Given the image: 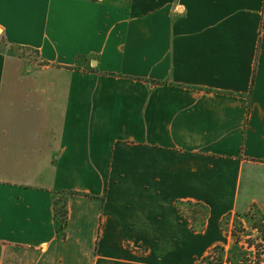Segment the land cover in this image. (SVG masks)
Instances as JSON below:
<instances>
[{"label": "crops", "instance_id": "0c3cea01", "mask_svg": "<svg viewBox=\"0 0 264 264\" xmlns=\"http://www.w3.org/2000/svg\"><path fill=\"white\" fill-rule=\"evenodd\" d=\"M253 209L264 0H0V264H199Z\"/></svg>", "mask_w": 264, "mask_h": 264}, {"label": "rangeland", "instance_id": "374dc122", "mask_svg": "<svg viewBox=\"0 0 264 264\" xmlns=\"http://www.w3.org/2000/svg\"><path fill=\"white\" fill-rule=\"evenodd\" d=\"M64 194L59 195L58 199H63ZM57 199V200H58ZM196 210L195 207L189 206L190 210ZM201 214V212H200ZM251 216L253 217H245V215L240 217H227L224 223L225 230L232 237L230 243L226 246L227 249L219 250L213 253L216 257H218L221 253L224 254V263L230 264L227 262L226 258L230 255H234V257L238 256L240 253L245 254L249 261L244 264H253L252 261L258 260L257 254L263 260L262 264H264V240L261 238V230L264 231V221L263 217L259 213L258 210L253 209L251 211ZM247 221L248 225L244 224V219ZM254 223L257 224L258 228H254ZM252 244V245H251ZM203 256L199 257L198 261L202 259ZM236 264V263H234ZM241 264V263H239Z\"/></svg>", "mask_w": 264, "mask_h": 264}, {"label": "trees", "instance_id": "16d2710c", "mask_svg": "<svg viewBox=\"0 0 264 264\" xmlns=\"http://www.w3.org/2000/svg\"><path fill=\"white\" fill-rule=\"evenodd\" d=\"M55 217H56V229L57 233L60 237H65L66 229L68 226V210H67V202L65 196L63 199H58L55 201ZM207 217V212L203 214V221ZM245 217L249 218L251 216V212L245 214ZM253 218V217H252ZM226 219V218H225ZM224 219V223L226 220ZM195 228H202L204 225V222L200 226H196L195 222L193 223ZM254 228H258L257 224L254 223ZM261 238L264 240V231L261 230ZM252 245V244H251ZM219 250H225L223 246H217L215 247L208 255L202 258V260L199 262V264H225L224 263V254L221 253L218 257L213 255L214 252L217 253ZM235 255V254H234ZM234 255H230L226 258L227 262L230 264H244L249 261L248 257L245 254H239L238 256L234 257ZM258 260L252 261L253 264H262L263 260L260 258V256L257 254Z\"/></svg>", "mask_w": 264, "mask_h": 264}]
</instances>
